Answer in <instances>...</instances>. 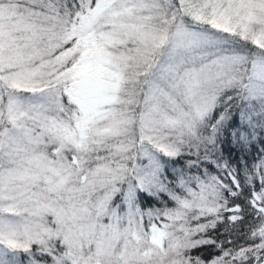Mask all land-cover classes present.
Returning a JSON list of instances; mask_svg holds the SVG:
<instances>
[{
	"label": "snow or ice",
	"instance_id": "6c2138e0",
	"mask_svg": "<svg viewBox=\"0 0 264 264\" xmlns=\"http://www.w3.org/2000/svg\"><path fill=\"white\" fill-rule=\"evenodd\" d=\"M0 264H264V0H0Z\"/></svg>",
	"mask_w": 264,
	"mask_h": 264
},
{
	"label": "trees",
	"instance_id": "16d2710c",
	"mask_svg": "<svg viewBox=\"0 0 264 264\" xmlns=\"http://www.w3.org/2000/svg\"><path fill=\"white\" fill-rule=\"evenodd\" d=\"M229 147L228 144H225V149H227ZM258 147V145H257ZM233 155H236V153H233ZM253 155H255V150H253ZM225 156L227 157L228 156V152L225 151ZM220 239H223V240H227L229 239V237L227 236H222L220 237ZM231 239L234 241V245H226V246H235V247H238L240 245H243L246 243L245 239L243 238V236H232ZM213 252V249L210 248V247H206L202 250V252L200 253L201 255L205 256V257H210V253Z\"/></svg>",
	"mask_w": 264,
	"mask_h": 264
}]
</instances>
